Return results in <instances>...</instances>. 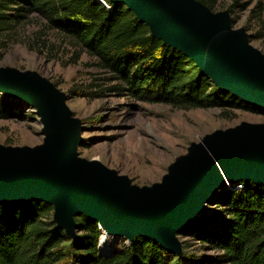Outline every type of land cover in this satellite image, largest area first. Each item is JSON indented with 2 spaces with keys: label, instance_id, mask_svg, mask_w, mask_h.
Returning <instances> with one entry per match:
<instances>
[{
  "label": "trees",
  "instance_id": "16d2710c",
  "mask_svg": "<svg viewBox=\"0 0 264 264\" xmlns=\"http://www.w3.org/2000/svg\"><path fill=\"white\" fill-rule=\"evenodd\" d=\"M103 1L0 0V36L35 15L68 41L74 59L81 53L91 57L105 75L87 87L71 88L74 96L94 99L112 92L182 109L218 108L224 117L236 109L264 113V106L223 86L124 3ZM191 1L214 14L220 0ZM250 3L226 4L229 25ZM263 9L258 1L249 13L264 27ZM36 42L43 41L37 37ZM28 113L24 99L0 89V119L20 121ZM55 210V202L37 194L0 198V264H264L263 180L223 182L174 231L211 250L199 256H177L150 235H128L82 209L74 211L67 228L55 218Z\"/></svg>",
  "mask_w": 264,
  "mask_h": 264
},
{
  "label": "water",
  "instance_id": "95a60500",
  "mask_svg": "<svg viewBox=\"0 0 264 264\" xmlns=\"http://www.w3.org/2000/svg\"><path fill=\"white\" fill-rule=\"evenodd\" d=\"M112 1L124 3L223 86L264 106V57L247 47L242 32L229 31L227 13L215 16L191 0ZM0 89L37 108L46 133L44 144L33 150L0 149V198L41 195L56 203L55 218L67 228L74 211L82 209L128 235H150L176 250L174 231L223 182L264 181L263 126L206 137L177 161L163 185L140 191L101 166L73 160L77 124L64 97L45 80L0 70Z\"/></svg>",
  "mask_w": 264,
  "mask_h": 264
},
{
  "label": "rangeland",
  "instance_id": "374dc122",
  "mask_svg": "<svg viewBox=\"0 0 264 264\" xmlns=\"http://www.w3.org/2000/svg\"><path fill=\"white\" fill-rule=\"evenodd\" d=\"M236 13L230 32H242L247 47L264 57V27L249 9ZM230 0H220L215 16ZM264 23V9L261 15ZM35 15L6 36H0V70L36 75L64 97L63 106L77 124L74 161L101 166L137 190L163 185L171 168L186 158L206 137L234 131L243 125L263 126L264 113L236 109L228 117L218 108L182 109L163 103L138 102L107 92L99 98L74 96V86L87 87L105 74L85 53L74 59V48L60 34L45 27ZM258 32L263 35L256 36ZM43 41L36 42V39ZM23 120L0 119V149L30 151L43 145L46 133L37 108L28 107ZM176 254H211V250L187 237L174 235Z\"/></svg>",
  "mask_w": 264,
  "mask_h": 264
},
{
  "label": "built area",
  "instance_id": "2783aa9c",
  "mask_svg": "<svg viewBox=\"0 0 264 264\" xmlns=\"http://www.w3.org/2000/svg\"><path fill=\"white\" fill-rule=\"evenodd\" d=\"M101 2H104L103 0H100Z\"/></svg>",
  "mask_w": 264,
  "mask_h": 264
}]
</instances>
